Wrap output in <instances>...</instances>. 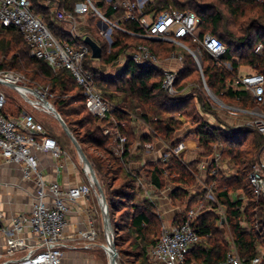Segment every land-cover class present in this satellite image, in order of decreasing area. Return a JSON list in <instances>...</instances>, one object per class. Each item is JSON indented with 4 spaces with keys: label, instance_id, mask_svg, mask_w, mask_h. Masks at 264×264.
Segmentation results:
<instances>
[{
    "label": "trees",
    "instance_id": "1",
    "mask_svg": "<svg viewBox=\"0 0 264 264\" xmlns=\"http://www.w3.org/2000/svg\"><path fill=\"white\" fill-rule=\"evenodd\" d=\"M30 1L33 12L44 18L59 39L73 43L69 34L58 32L53 27L49 11L51 13L54 4L71 6L78 0ZM201 1L157 0L152 11L160 13L175 9L195 13L200 20V37L210 34L218 38L227 48L222 61L232 64L231 71L223 66L219 67L204 51L202 74L208 86L227 104L228 100L242 101L249 98L256 104L249 92L234 91L230 84L237 77L242 62L264 74V57L255 53L258 44L264 45V0H211L210 3ZM221 5L227 9L228 18L220 11ZM258 7H262L261 15H249ZM247 16L253 17V23L243 21ZM229 25L237 29L239 26L238 37L236 33L229 31ZM128 28L139 32L135 24H129ZM91 31L96 32L101 39L95 28ZM114 36L112 49L115 52L108 57V63L114 62L125 52L129 46L128 43L125 44L126 40L131 41L135 47L140 44L149 45L161 59L168 57L176 47L145 41L121 32L114 33ZM94 41L104 53L108 43L102 44L97 38ZM186 43L193 44L189 40ZM0 54L10 58L0 64V71H22L31 67L33 70L30 83L35 86H39V82L50 84L51 92L56 95L54 108L82 146L104 189L119 260L123 264H152L148 251L162 233V219L156 205L147 200H137L142 191L137 187L138 178L146 179L158 191L164 190L167 184L173 185L175 190L170 198L174 204L179 202L185 213L200 202L205 204L206 207L193 222V226L199 229L205 240L188 253L185 264H218L230 252L228 239L218 226L216 211L220 207L225 210V221L232 229L234 246L242 258L254 259L259 255L258 247L264 249V202L255 198L248 179L252 165L262 154L264 136L257 131L228 129V126L224 125L213 126L205 120V114H215L212 104L208 103L203 95L187 96L180 92L181 82L194 70L191 57L188 56V59L184 60V68L178 74L179 94L171 96L162 89L161 74L151 68L139 67L131 61L116 77L104 78L98 75L96 69L90 67L94 59L91 55L88 56L84 66L94 75L95 85L104 99L112 105V111L101 119L89 112L85 92L69 70L63 69L55 73L43 60L31 57L30 49L19 29L0 30ZM35 86L32 87L37 88ZM10 100L8 98L4 113L21 115V107H18L17 114L8 112ZM74 104L78 107H72ZM175 114H179V117ZM78 116L81 117L73 119ZM185 119L190 122L191 129L184 137L178 139V134L185 126ZM140 125L145 127L147 132L138 133ZM107 128L111 129V134H105ZM116 133L127 139L121 156H117L113 149L109 148L115 143ZM49 135L62 147L58 137L50 133ZM155 141L162 142L170 150L185 141L194 143L192 153L201 158H211L216 149H220L222 165H231L235 173L228 176V172L218 170L212 177V170L216 169L215 164L207 171L206 184H214L213 192L217 202L207 200V190L199 181L198 164L186 163L185 153L178 156L170 154L167 160L150 161L140 170L130 171L127 168L128 163L143 159L146 153L145 144ZM137 143L141 145L134 149ZM62 149L66 150L65 147ZM236 192L243 193L246 199L233 198ZM243 217L248 223L246 228L241 226Z\"/></svg>",
    "mask_w": 264,
    "mask_h": 264
},
{
    "label": "built area",
    "instance_id": "2",
    "mask_svg": "<svg viewBox=\"0 0 264 264\" xmlns=\"http://www.w3.org/2000/svg\"><path fill=\"white\" fill-rule=\"evenodd\" d=\"M156 2L157 0H78L72 10H69L66 4H56L51 8V19L55 23L67 24L70 27L67 30L63 29L65 31L62 32L69 34L73 41L71 43L59 39L52 32L44 18L33 12L30 0H0V30L19 29L32 58L43 60L55 73L63 69L69 70L85 92L89 112L104 119L112 111V105L104 99L95 85L94 75L84 66L87 57L92 56L90 46L85 43L86 37H90L89 29L84 30L79 26V21L84 18L98 20L100 35L110 47H113L115 42L114 33L121 32L149 42L174 45L196 58V53L186 44L189 40L201 46L219 67L232 70L231 62L222 61L227 52L226 46L210 34L200 37V20L195 13L175 9L153 12L152 7ZM98 4L108 10L103 11ZM129 24H135L139 32L129 29ZM255 53L264 57V45L260 44ZM127 60L139 67L157 71L162 76V89L171 96L179 94L177 78L184 62L181 52L175 51L167 59L179 63L181 65L179 69L165 66L164 61L147 44L133 47L128 53ZM197 62L200 66L198 60ZM125 68L126 63L122 69ZM5 84H12L15 88L12 89ZM233 89L249 92L261 111L251 112L224 106L227 110H239L242 114L252 115L251 126L264 136V74L255 71L239 75L234 81ZM6 90L17 93L33 111L48 114L51 111L44 105V101L50 102L44 91L30 86L22 75L0 71V171L5 166H16L21 170L25 181L33 182L37 186L32 211L15 215L10 225L0 226V231L6 238L5 255L8 256L2 264H63L65 250L68 248L65 233L69 226L68 218L72 206L94 194L100 205L102 200L97 195L96 186L87 168H85L87 182L74 187L64 188L58 183H48L45 180L40 155L48 154L56 162L61 163L67 157V152L46 132L34 113L22 112L19 116L4 113L8 102ZM50 104L53 106L51 102ZM105 134H111V130L105 129ZM126 140L122 135L115 134L117 156L123 154ZM140 145L135 144L134 149ZM163 145L166 150L162 160H167L170 154L180 155L177 147L170 150ZM155 150V142L145 144L146 153H154ZM208 159H211L209 164L199 167V181L207 190V200L217 202L213 192L214 184H206V173L214 164L216 169L212 170V177L218 170L224 171L221 167V154L216 150ZM60 167L63 165L60 164ZM248 179L255 198L264 202V148L260 158L252 165ZM143 186L142 179L138 178L137 187ZM237 199L244 200V197L239 195ZM203 209L204 203L200 202L185 213L182 222L163 224L160 238L148 251V258L152 264H185L188 253L205 240L199 229L193 226V222ZM220 215L223 216V212ZM2 217L3 215H0V219ZM222 221L223 224L225 218ZM82 235L94 243L99 233L92 226ZM263 259L264 252L254 259H244L233 245L226 258L218 264H262Z\"/></svg>",
    "mask_w": 264,
    "mask_h": 264
},
{
    "label": "crops",
    "instance_id": "3",
    "mask_svg": "<svg viewBox=\"0 0 264 264\" xmlns=\"http://www.w3.org/2000/svg\"><path fill=\"white\" fill-rule=\"evenodd\" d=\"M84 30H88V28H85ZM209 123L213 126H221L215 125L212 122ZM145 132H147L145 127L141 125L138 126V133ZM186 133L187 131L180 132L178 134V139L184 137ZM155 145L156 150L154 153H145L143 159L140 161L129 162L127 168L130 171L136 172L144 167L147 162L162 160L166 148L160 141H155ZM111 146L115 152L116 144L114 143ZM194 147V143L190 144L188 141H185L177 146V151L180 154H186V163L197 162L198 168L201 165L209 164L211 159L201 158L192 153ZM66 152L67 157L64 158L61 163L56 162L48 154L40 155L41 170L45 180L48 183H58L64 188L74 187L87 182L88 177L80 158L75 157L69 151ZM60 164L63 165V167H60ZM141 179L144 186L141 188L142 191L137 197L138 202L147 200L154 203L161 216L162 225L178 224L182 222L185 216V211L180 206L179 202L174 204L170 198L175 187L171 184H167L164 190L158 191L149 181L144 178ZM36 191L37 186L35 183L25 181L22 172L18 167L12 165L5 166L0 171V215H3L0 219V226L10 225L11 219L15 215L31 212L35 202ZM205 207L204 204V208ZM68 219L69 226L65 233L68 248L65 250L63 264H102L98 259V253L101 247V242L99 240L100 229H104V218L96 194L89 198L81 199L75 203L72 206ZM92 226L99 233L94 243H91L82 235L84 232L89 231ZM5 244V235L0 231V264L8 259V256L5 255Z\"/></svg>",
    "mask_w": 264,
    "mask_h": 264
},
{
    "label": "rangeland",
    "instance_id": "4",
    "mask_svg": "<svg viewBox=\"0 0 264 264\" xmlns=\"http://www.w3.org/2000/svg\"><path fill=\"white\" fill-rule=\"evenodd\" d=\"M201 1V0H200ZM221 1V0H220ZM211 0H205V1H201V3H210ZM48 5L53 6V4L48 3ZM74 4H72L71 6H67V8L69 10H72ZM55 6V4H54ZM53 6V7H54ZM98 6L100 8H103V11H107L108 9L104 8L103 6H101V4H98ZM52 7V8H53ZM220 11H222L225 16H227V18L229 17L228 13H227V9L225 8V6L221 5L219 7ZM262 12V7H258L255 8L253 10V12H251V14L249 15H261ZM50 14V22L53 25V27H55L58 32L62 31L63 29L67 30L70 29V27L66 24V25H61L59 23H55L52 19H51V13L49 11ZM90 18H84L83 20L79 21V26H81V28L85 29L88 28L89 29V35L90 37L95 40V38H97V40L100 41V43H105V39L103 38V36L100 35V31L99 28L97 26L98 24V20L94 19L93 21ZM246 23H253V17L247 16V18H245ZM232 23V22H231ZM229 31L236 33L237 37L240 35L238 33V29L236 27H234L233 25H229ZM236 26V25H235ZM95 28L96 31L99 33L101 39L98 38V35H96L94 32L91 31V29ZM63 30V31H65ZM92 32V33H91ZM56 34V33H55ZM114 41H115V36H114ZM107 43V42H106ZM128 43V48L125 50V52L114 62L112 63H108L107 59L108 57L113 54L115 51L112 49V47L108 45L105 46L104 48V53L102 54V58L99 60L94 59L91 63H90V67L96 69L98 75L100 77H104V78H114L116 77V75H118L119 73H121V71H123L124 69H122V67L125 65L126 63V67L128 64V53H130L131 49L133 48V44H131V41L126 40L125 44ZM187 44V43H186ZM132 45V46H130ZM260 44H258L259 46ZM188 46H190V48L196 53L197 55V60L200 63V66L196 60V58H194V56H192L190 53L182 50L181 48H177L175 47V51L181 52L183 54V60H187L188 56L191 57L194 61V65H193V72H191V74L188 77H185L182 83V88H180V92L183 95H191L194 96L195 94H200L203 95V97L207 100L208 103L212 104L213 110H214V115L211 114H205L204 118L206 121L208 122H212L215 125H224V126H228V129H234V130H248V131H254L256 132V129L253 128L251 126V122L253 120V116L250 114H242L239 110H248L251 112H259L261 111V109L259 108V106L257 104H255L253 102V100L251 98L249 99H243L242 101H238V100H234V101H229L228 100V104L224 101V99H222V97L218 96L207 84L206 79L204 78L203 74H202V68H203V59H204V51L201 48V46L199 45H194V44H188ZM257 46V47H258ZM135 47V46H134ZM256 47V48H257ZM256 50V49H255ZM174 51V52H175ZM171 55V54H170ZM170 55L168 57H164L162 60L164 61V65L168 66L170 68L173 69H179V67L181 65H179V63L175 62V61H168L167 59L170 57ZM186 57V58H185ZM4 54H0V64L1 63H5L6 60L9 61L10 58H7ZM237 61L239 60L238 57H236ZM229 62V61H228ZM240 63V62H239ZM172 64V65H170ZM173 66V67H172ZM184 68V62H183V66L182 69ZM33 69L31 67H29L28 69H24L22 71H10V70H5L1 72H13L16 73L18 75H22L27 79V82L29 83L30 86H35L33 85V83L31 82V71ZM228 71H231L230 69H228ZM251 72H255V69H253L251 66L244 64L242 62V64H240L239 69L237 71V77L239 75H245ZM236 77V78H237ZM183 77H181L182 79ZM235 78V80H236ZM234 80V81H235ZM234 81L231 82L230 86L234 87ZM230 82V81H229ZM37 83V82H36ZM39 86H35L37 87L39 90L44 91L46 96L48 97V99L50 100V102L54 105V101L56 99V95L54 93L51 92V86L50 84H47V82H39L38 83ZM229 86V83H228ZM7 92V96L8 98H10V105L8 108V112L12 113V114H17V109L18 107L22 108V112H32L34 113L36 119L41 122L43 124V126L46 129V132L49 134H52L56 137L59 138L60 140V144L62 145V147H65V151H69L71 152L75 157H79L75 147L73 146L72 142L70 141V139L65 135L61 125L59 124V122L56 120V118L54 117V115L52 113L48 114V113H41V112H36L33 111L31 109V107H29L28 103H26L17 93H14L12 91L6 90ZM228 106L230 108H235V109H239L236 111H231V110H227V108L224 106ZM72 107H78L77 104H74ZM14 112V113H13ZM85 115V114H84ZM179 114H175V116H178ZM81 116H78L77 118H73V119H78ZM227 119H228V123H227ZM185 126L182 129L181 132L184 131H189L191 129V124L190 122L185 119ZM114 134V133H113ZM110 149H113L112 146H109ZM219 151V153L221 154V150L220 149H216ZM114 151V150H113ZM216 153V151H215ZM214 153V154H215ZM196 155V154H194ZM197 156V155H196ZM222 169H224V171L228 172V176L233 175L235 173V169H233L231 167V165H222L221 164ZM241 195L242 197H244V199H246V197L244 196L243 193H234L233 198L237 199L238 196ZM199 204V203H198ZM223 212V216L220 215V213ZM216 216L218 217V226L221 229L222 234L228 239L229 242V249H231L234 245L233 243V238H232V229L229 226V224L226 223V221H224V224H222V219H226V213L224 208L220 207L219 210H217V214ZM241 226L243 228L248 227V223L245 217H243L241 219ZM114 231V230H113ZM114 238H115V232H114ZM100 242H101V247L99 249V253H98V259L99 261H101L102 264H110V259L109 256L107 255V253L104 250L103 245H106L107 243V239H106V234L104 232V229H100ZM258 252L259 254L261 252H264V249L262 247H258ZM118 264H123V262H121L119 260Z\"/></svg>",
    "mask_w": 264,
    "mask_h": 264
},
{
    "label": "water",
    "instance_id": "5",
    "mask_svg": "<svg viewBox=\"0 0 264 264\" xmlns=\"http://www.w3.org/2000/svg\"><path fill=\"white\" fill-rule=\"evenodd\" d=\"M85 43L90 46L92 50V58L99 60L102 58V48L98 45L96 41H94L91 37H86ZM6 86L14 89V85L12 84H5ZM44 105L51 110L53 113L54 117L56 120L59 122L61 125L63 131L65 134L69 137L71 140L73 146L75 147L79 158L81 162L83 163L84 167L89 170L90 176L96 186V191L97 195L101 198V208H102V213H103V218H104V229H105V234H106V239H107V244L111 248V254L109 256L110 259V264H118L119 262V252L117 250L116 244H115V238H114V231H113V226L111 223V218H110V212L108 208V203L106 199V195L104 192V189L96 175V172L89 161L87 155L85 154L82 146L79 144L77 139L74 137L70 129L68 128L66 122L62 118V116L58 113V111L50 104L49 101H44Z\"/></svg>",
    "mask_w": 264,
    "mask_h": 264
},
{
    "label": "bare ground",
    "instance_id": "6",
    "mask_svg": "<svg viewBox=\"0 0 264 264\" xmlns=\"http://www.w3.org/2000/svg\"><path fill=\"white\" fill-rule=\"evenodd\" d=\"M50 113H52V112L50 111ZM52 114H53V113H52ZM104 250H105V252L107 253V255L110 256V254H111V248L108 246L107 243H106V245H104Z\"/></svg>",
    "mask_w": 264,
    "mask_h": 264
}]
</instances>
